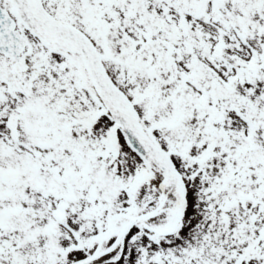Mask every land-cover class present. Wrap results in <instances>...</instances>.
Returning <instances> with one entry per match:
<instances>
[{"label": "snow or ice", "instance_id": "6c2138e0", "mask_svg": "<svg viewBox=\"0 0 264 264\" xmlns=\"http://www.w3.org/2000/svg\"><path fill=\"white\" fill-rule=\"evenodd\" d=\"M0 264H264V0H0Z\"/></svg>", "mask_w": 264, "mask_h": 264}]
</instances>
